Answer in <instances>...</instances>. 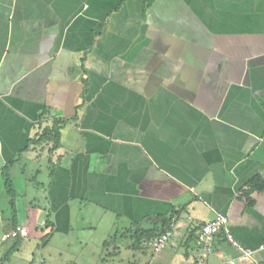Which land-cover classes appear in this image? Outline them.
I'll use <instances>...</instances> for the list:
<instances>
[{"label":"crops","instance_id":"1","mask_svg":"<svg viewBox=\"0 0 264 264\" xmlns=\"http://www.w3.org/2000/svg\"><path fill=\"white\" fill-rule=\"evenodd\" d=\"M55 119L59 148L26 150ZM13 160L20 227L17 176L44 198L25 221L53 231L174 212L158 263L194 264L220 214L206 264H264V188L241 197L264 182V0H0L3 188Z\"/></svg>","mask_w":264,"mask_h":264},{"label":"rangeland","instance_id":"2","mask_svg":"<svg viewBox=\"0 0 264 264\" xmlns=\"http://www.w3.org/2000/svg\"><path fill=\"white\" fill-rule=\"evenodd\" d=\"M43 179L46 180L47 177L42 176L39 181ZM15 182L18 196L17 219L26 223L29 236L22 238L18 251L13 253L4 264H152V262L159 264L160 257L166 254L164 251L154 253L151 248L146 253L135 252L128 248L131 243L128 238L118 236L114 238L116 232L119 231L120 234L129 227L128 221L115 223L106 218L102 221L94 219L90 222L89 218H81V214L71 219L67 231L63 227H57L48 242L43 244L42 238L49 232V228H45L41 222L34 224L31 220L25 221L26 217L37 213L29 214L31 208L28 202L32 201V197H36L33 204H40L39 208L44 209V198L40 195L42 190L38 192L27 187L25 177L17 176ZM1 185L0 195H4V188ZM5 203L0 201V240L3 236V225L12 216L9 206ZM32 219L35 220L34 216ZM110 239L112 243L107 249H103V243ZM170 240L166 245L168 249H170ZM161 264L167 263L161 262Z\"/></svg>","mask_w":264,"mask_h":264},{"label":"trees","instance_id":"3","mask_svg":"<svg viewBox=\"0 0 264 264\" xmlns=\"http://www.w3.org/2000/svg\"><path fill=\"white\" fill-rule=\"evenodd\" d=\"M123 2L126 0H122ZM140 2L144 9L146 10L153 2L154 0H137ZM48 109H45L42 113L38 115L37 120L39 121L44 116L46 117L48 115ZM65 124V121L62 119H55L52 121V124L49 127L43 128L41 131V134L38 138L31 139L26 146V150L30 149L31 146H37L42 144H51L50 152H54L59 148L60 145V129ZM20 154V153H19ZM15 160H13L11 163L6 165L3 168L2 171V177L4 179V188L7 195V198L9 199L10 206L13 210V218H12V224L10 226H7L5 229V234H9L12 230H14L17 225L16 220V209H15V202H16V191L13 185V181L11 178V175L9 173L10 167L14 164ZM249 190L242 191L241 197L248 198L250 193L256 190H262L264 188V182L260 177L253 178L248 183ZM174 212L171 213L169 217L165 216H155L147 218L144 222H132L128 228H125L120 234L119 231L116 232V235L114 238L121 237V238H128L131 243L128 246L129 249L132 251H140L142 253H146L149 249V243L159 237L161 234H164L166 232L172 233V227L174 224ZM53 224L50 221L49 217L47 216L46 222H45V228H49V232L42 238L43 244L47 243L48 240L53 235ZM192 235L188 237L186 242L191 240ZM22 242V237L15 236L10 237L6 239L2 243V256H1V263L4 264L6 261L9 260V257L18 251L20 244ZM112 243V239L106 240L102 247L103 249H107L109 245Z\"/></svg>","mask_w":264,"mask_h":264},{"label":"built area","instance_id":"4","mask_svg":"<svg viewBox=\"0 0 264 264\" xmlns=\"http://www.w3.org/2000/svg\"><path fill=\"white\" fill-rule=\"evenodd\" d=\"M224 231L228 233L227 230V219L225 216L217 214L215 219L205 225H202L200 231L195 239V245L197 249V254L195 257L194 264H206L207 258L212 255L215 251L212 247V240L213 237L218 234L219 232ZM20 236L22 238L28 236V230L17 226L14 230H12L9 234L4 235L0 240V264L1 263V256H2V243L10 238ZM171 238V232H166L161 234L159 237L153 239L149 246L153 250L154 253H159L162 251L169 239ZM245 255L250 257V253H244ZM227 264H238L233 259L227 261Z\"/></svg>","mask_w":264,"mask_h":264}]
</instances>
